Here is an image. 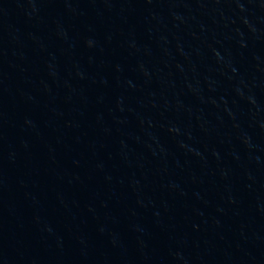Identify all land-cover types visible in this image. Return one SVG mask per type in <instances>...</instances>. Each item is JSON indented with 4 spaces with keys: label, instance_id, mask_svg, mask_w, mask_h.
Here are the masks:
<instances>
[{
    "label": "water",
    "instance_id": "water-1",
    "mask_svg": "<svg viewBox=\"0 0 264 264\" xmlns=\"http://www.w3.org/2000/svg\"><path fill=\"white\" fill-rule=\"evenodd\" d=\"M0 264H264V0H0Z\"/></svg>",
    "mask_w": 264,
    "mask_h": 264
}]
</instances>
